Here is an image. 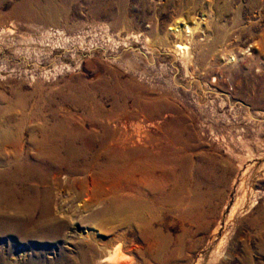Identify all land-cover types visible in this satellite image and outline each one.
I'll return each mask as SVG.
<instances>
[{
  "label": "rangeland",
  "instance_id": "374dc122",
  "mask_svg": "<svg viewBox=\"0 0 264 264\" xmlns=\"http://www.w3.org/2000/svg\"><path fill=\"white\" fill-rule=\"evenodd\" d=\"M39 2L0 0V27L12 29L11 34L0 36V98L24 100L28 108L38 100L60 112L67 107L75 129L94 131L98 139L105 129L117 137L129 135L123 146L118 145L120 150L135 147L133 125L141 121L154 144L189 147L193 158H203L212 166L214 160L222 163L229 157L236 164L219 140L234 132L216 120L218 115L234 119L244 111L220 106L208 85L218 82L233 94L245 91L243 79L252 92L259 84L264 87V0ZM181 22L193 29L183 34L170 29ZM218 35L223 42L215 59L198 60L189 72L167 50L176 41L192 42L199 49ZM260 106L264 111V101ZM211 124L216 134L210 132ZM33 125L28 122L25 127ZM259 136L264 139V131ZM247 137L253 139V132ZM231 146L240 150L238 143ZM252 162L255 172L246 182L252 192L229 219L238 195L232 184L234 174H228L224 182L211 179L215 193H221L212 199L210 215L164 210L155 240H141L130 221L114 213L90 218L91 211L102 208L93 204L111 194L123 173L86 171L64 178V172L54 190L55 206L63 200L67 213L62 216L76 217L74 240L83 229L101 226L105 233L98 236L103 241L93 252L122 242L128 247L126 258L134 264H160L162 260L164 264H264V158ZM129 173L125 174L132 184ZM252 198L258 203L249 207ZM20 240L18 245L29 252L40 244ZM12 241L0 232V254L10 250L14 256H24L26 252L18 251ZM44 244L48 250L34 258L40 264H54L65 245L62 241Z\"/></svg>",
  "mask_w": 264,
  "mask_h": 264
},
{
  "label": "bare ground",
  "instance_id": "6f19581e",
  "mask_svg": "<svg viewBox=\"0 0 264 264\" xmlns=\"http://www.w3.org/2000/svg\"><path fill=\"white\" fill-rule=\"evenodd\" d=\"M29 1L41 5L39 0ZM191 28L193 29L186 22H181L170 29L183 34ZM219 31L220 34L222 30ZM11 33L10 27H0V36ZM220 37L222 35H218L209 44H202L199 49H195L192 42L176 41L167 50L189 72V66L196 61L209 62L215 59L218 46L223 42ZM243 71L248 72L245 69ZM193 73L192 71L191 74ZM215 80L217 82L218 78L215 77ZM243 82L245 91L242 94L230 93L218 82L213 86L208 85L220 106L227 104L231 110L244 111L234 119L225 115L217 116L216 121H222L226 129L234 132L228 139L222 135L219 140L236 164L228 156L229 158H223L222 163L214 160L213 166L205 164L203 158H193L191 154L194 148L189 152V147L182 150L179 145L173 147L174 145L154 144L141 121L134 122L133 125L135 147L131 151L120 150L118 145L123 146L129 140V135L117 137L104 128L106 131L103 130L102 138L98 139L94 131L75 129L67 107L62 106L60 112L51 103L38 100L28 108L24 100L1 97L0 232H6L13 240L12 246L26 254L20 257L14 256L10 250L5 254L3 251L0 254V264H40L34 257L39 258L48 250L44 243L60 241L65 247L58 251L60 255L54 264H134L132 259L126 258L128 247L122 242L100 253L93 252L103 241L98 236L101 232L105 233L101 226L98 229H83L78 234V240L73 239L76 224L73 222H77L76 217H71L70 213V217L62 216L67 213L64 201L60 200L55 206L54 200V190L59 186V177L64 172L67 173L63 174L64 178L69 177L67 175L70 173L86 171L123 173L124 179L121 177L111 194H106V197L93 204H102V208L91 211L90 218L114 213L123 220H129L135 235L146 241L155 240L159 236L157 224L164 210L181 215L199 213V216H208L212 209V199L221 193L219 190L215 193L211 179L215 177L224 182L228 174H234L232 184H236L238 195L227 216L229 219L236 208H241L247 201L252 190H247L246 186L255 172L256 164L252 160L264 158V139L259 136L264 131V111L259 109L260 102L264 101V87L259 84L252 92L246 79ZM46 110L50 112L46 113ZM98 118L100 117L97 116L96 119ZM28 122H34V125L25 127ZM209 130L216 134L212 124L209 125ZM250 131L253 132V139L247 137ZM232 143H238L240 150L235 151ZM247 160L251 162L248 163ZM121 167L129 168L121 170ZM127 172H131L128 176H132V184H129V178L125 174ZM257 203V198H252L249 207ZM227 204L228 202L224 207ZM217 230L218 226L214 231ZM20 238L38 241L40 244L34 245L29 252L27 248L18 245ZM160 264H164V260Z\"/></svg>",
  "mask_w": 264,
  "mask_h": 264
}]
</instances>
